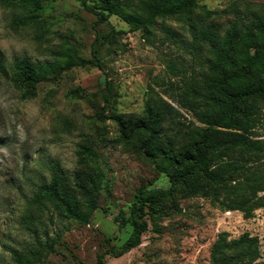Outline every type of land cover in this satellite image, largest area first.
I'll return each mask as SVG.
<instances>
[{"label": "rangeland", "instance_id": "1", "mask_svg": "<svg viewBox=\"0 0 264 264\" xmlns=\"http://www.w3.org/2000/svg\"><path fill=\"white\" fill-rule=\"evenodd\" d=\"M196 2L194 20L213 24L220 33L264 5V0ZM69 56H97L99 63L66 67ZM207 57L206 44L195 43L187 24L174 18L158 19L143 33L117 15L99 22L80 0H40L34 12L0 2V264H28L17 262L11 250L28 259L35 238L53 242L51 251L40 254L42 264H212L216 247L215 264H221L232 253L226 245L240 236L255 240L253 257H242L240 264H264V206L244 217L179 190L164 209L148 211L137 246L111 252L132 231L128 217L137 192L170 184L136 146L121 142L111 117H143L149 97L158 96L173 106L182 127L204 125L208 112L190 103L183 83L204 73ZM16 58H27L42 71L33 98L21 99L1 69L10 74ZM262 113L258 132L264 134V108ZM88 143L97 155L82 158L81 144ZM49 158L70 178L80 169L98 172V206L88 223L47 209L33 212L35 220L26 223V200L34 184L49 179Z\"/></svg>", "mask_w": 264, "mask_h": 264}, {"label": "trees", "instance_id": "2", "mask_svg": "<svg viewBox=\"0 0 264 264\" xmlns=\"http://www.w3.org/2000/svg\"><path fill=\"white\" fill-rule=\"evenodd\" d=\"M3 4L20 3L30 12L39 9L40 0H0ZM82 6L104 22L117 15L131 30L149 33L158 19L174 18L187 24L193 41L206 44L208 57L204 73L183 83L184 96L208 112L205 124L182 127L173 106L158 96H150L143 117L119 113L115 121L119 139L137 149L169 178L166 189H140L132 203L128 222L132 231L114 255L122 254L140 243L147 229L148 211L164 209V203L179 190L184 196L202 195L220 209L238 210L244 217L264 206V5L260 13L235 18L220 33L213 24L193 18L196 0H138L129 4L121 0H80ZM206 14L211 11L205 9ZM98 65L99 58L76 59L70 65ZM2 67V66H0ZM8 75L21 99L36 95V85L43 77L27 58H16ZM175 66H170L174 74ZM174 113V115H173ZM176 118V120H175ZM168 123V132L164 124ZM82 158L97 155L91 143L81 144ZM49 179L34 184L26 200V223L35 220L33 212L47 209L81 224L89 222L98 206L100 177L92 168L80 169L70 178L54 159H46ZM32 223V222H31ZM255 240L240 236L226 245L232 253L221 264H240L242 257H253ZM53 242L35 238L30 257L11 250L15 260L40 263V254L51 251ZM217 247L212 251L213 263ZM252 259V258H250ZM244 263V261H243ZM98 264H104L101 260ZM245 264H253L250 260Z\"/></svg>", "mask_w": 264, "mask_h": 264}]
</instances>
